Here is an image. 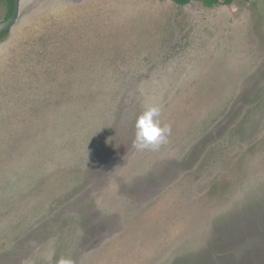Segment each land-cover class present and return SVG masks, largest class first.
<instances>
[{
    "label": "rangeland",
    "instance_id": "rangeland-1",
    "mask_svg": "<svg viewBox=\"0 0 264 264\" xmlns=\"http://www.w3.org/2000/svg\"><path fill=\"white\" fill-rule=\"evenodd\" d=\"M149 103L171 135L138 151ZM61 257L264 264V0L19 1L0 38V264Z\"/></svg>",
    "mask_w": 264,
    "mask_h": 264
},
{
    "label": "clouds",
    "instance_id": "clouds-1",
    "mask_svg": "<svg viewBox=\"0 0 264 264\" xmlns=\"http://www.w3.org/2000/svg\"><path fill=\"white\" fill-rule=\"evenodd\" d=\"M160 117L161 108L152 103L146 104L136 116L133 147L138 151H156L168 142L171 127L162 123ZM56 264H73V261L71 258L61 257Z\"/></svg>",
    "mask_w": 264,
    "mask_h": 264
},
{
    "label": "trees",
    "instance_id": "trees-1",
    "mask_svg": "<svg viewBox=\"0 0 264 264\" xmlns=\"http://www.w3.org/2000/svg\"><path fill=\"white\" fill-rule=\"evenodd\" d=\"M1 1H4L5 3L8 4V8H9L8 15H7V18H8L12 13L13 0H1ZM169 1H171L172 3H174L175 5H177L179 7H184V6H187L193 2H196V3H199L206 8H214V7H219V6L231 5L234 0H169ZM5 33L6 32L1 34L0 38H2Z\"/></svg>",
    "mask_w": 264,
    "mask_h": 264
},
{
    "label": "water",
    "instance_id": "water-1",
    "mask_svg": "<svg viewBox=\"0 0 264 264\" xmlns=\"http://www.w3.org/2000/svg\"><path fill=\"white\" fill-rule=\"evenodd\" d=\"M19 1L20 0H13V9L11 15L6 20L0 23V35L4 32L9 31L17 20L19 12Z\"/></svg>",
    "mask_w": 264,
    "mask_h": 264
}]
</instances>
